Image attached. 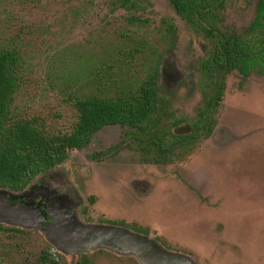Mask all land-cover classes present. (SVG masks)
<instances>
[{"label":"rangeland","instance_id":"obj_1","mask_svg":"<svg viewBox=\"0 0 264 264\" xmlns=\"http://www.w3.org/2000/svg\"><path fill=\"white\" fill-rule=\"evenodd\" d=\"M148 1L153 7L143 17L151 24L135 29L134 42L142 36L155 42L161 20L175 22L176 69L166 68L163 83L168 79L174 117L190 124L204 101L197 83L207 44L176 15L170 0ZM125 17L124 10L114 11L112 0H0V47L22 48L33 71L17 94L16 113L40 117L53 131H69L74 111L51 86L47 69L83 70L88 60L96 64L102 46L113 40L112 31L127 29ZM225 17L237 29L247 27L253 0H232ZM147 68L138 64V73L144 76ZM182 73L187 78L179 84ZM124 132L121 126L104 128L57 167L83 199L87 211L81 221L124 224L185 253L194 264H264V75L231 74L212 137L171 162H146L128 146L112 152ZM26 231L0 234V258L20 260L52 246L38 230ZM88 254L94 264H139L104 249ZM63 256L64 264H75L79 255Z\"/></svg>","mask_w":264,"mask_h":264},{"label":"trees","instance_id":"obj_2","mask_svg":"<svg viewBox=\"0 0 264 264\" xmlns=\"http://www.w3.org/2000/svg\"><path fill=\"white\" fill-rule=\"evenodd\" d=\"M231 1L170 0L176 15L207 44L199 61L197 83L204 101L190 124L174 117L169 101L172 95L167 94L161 81L164 52L168 47L174 48L178 39L175 22L163 18L155 42L147 36L134 42L135 29L151 24L150 19L143 17L153 7L148 0H112L114 11L126 12L127 29L112 31L113 40L102 46L96 64L88 60L83 70L60 67L57 71L48 67L51 86L60 90L75 114L74 124L67 132L53 131L40 117L16 113L17 94L33 71L22 48L10 43L1 46L0 190L24 191L36 178L65 163L71 151L88 147L108 126L125 129L112 152L128 146L141 152L146 162L155 164L171 162L179 153L190 152L212 137L228 77L236 71L245 78L253 73L264 75V0H253V20L242 29L227 23L225 12ZM155 46L161 48L159 53ZM138 64L148 67L144 76L138 73ZM95 201L92 198L91 202ZM28 232L0 224V234ZM64 259L47 245L39 253L26 254L20 260L1 257L0 264H64ZM75 264L94 263L89 254H81Z\"/></svg>","mask_w":264,"mask_h":264},{"label":"water","instance_id":"obj_3","mask_svg":"<svg viewBox=\"0 0 264 264\" xmlns=\"http://www.w3.org/2000/svg\"><path fill=\"white\" fill-rule=\"evenodd\" d=\"M176 53L168 48L160 67L161 81L166 68H175ZM176 69V68H175ZM47 220L39 208L21 203L12 204L8 194L0 191V224L38 230L57 251L76 258L96 250H108L121 256H132L139 264H194L185 253L166 248L154 237L135 233L124 226L82 223L70 215L65 218L57 206ZM65 221V222H64Z\"/></svg>","mask_w":264,"mask_h":264},{"label":"flooded vegetation","instance_id":"obj_4","mask_svg":"<svg viewBox=\"0 0 264 264\" xmlns=\"http://www.w3.org/2000/svg\"><path fill=\"white\" fill-rule=\"evenodd\" d=\"M166 77H171V74ZM186 78L185 73H182L179 84L185 81ZM162 84L165 90L168 91V79L167 82L163 83L162 81ZM57 167L36 178L22 192L16 193L6 190L9 201L12 204L21 203L39 208L47 220H50L49 211L57 206L63 217L67 218L72 215L77 221L90 223L85 217H83L84 221L80 219V214L86 215L87 210L84 208L83 199L80 197L76 185L70 180L65 171L58 170Z\"/></svg>","mask_w":264,"mask_h":264}]
</instances>
